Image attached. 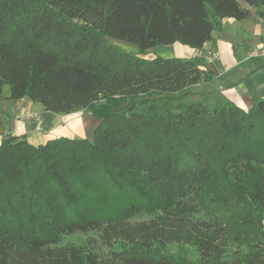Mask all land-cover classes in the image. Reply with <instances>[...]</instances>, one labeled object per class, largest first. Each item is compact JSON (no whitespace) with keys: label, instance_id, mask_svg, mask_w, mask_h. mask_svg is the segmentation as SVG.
Returning <instances> with one entry per match:
<instances>
[{"label":"trees","instance_id":"16d2710c","mask_svg":"<svg viewBox=\"0 0 264 264\" xmlns=\"http://www.w3.org/2000/svg\"><path fill=\"white\" fill-rule=\"evenodd\" d=\"M252 15L264 0H0V102L99 119L91 138L1 139L0 264H264V100L109 110L184 100L205 62L144 54Z\"/></svg>","mask_w":264,"mask_h":264},{"label":"rangeland","instance_id":"374dc122","mask_svg":"<svg viewBox=\"0 0 264 264\" xmlns=\"http://www.w3.org/2000/svg\"><path fill=\"white\" fill-rule=\"evenodd\" d=\"M255 16V15H253ZM241 22L235 21L233 19H226V21H222V25H221V29L220 31H214L213 32V38L216 39L220 34H223L224 37V41L227 44V48L226 49V53L225 55L222 56V58H220V56L217 58H214V56H212L211 54H206V55H201L199 58H201L204 62H207V64L205 63L206 67L210 69L211 71V79L213 81H215V83L218 80H215L216 78H218V75L222 72H224V69L228 70L227 67H229L233 62H237L239 60H242L244 62L240 63V64H236L234 66H232V68H229V75L233 76L239 69H241V67H243L245 65V63H248L251 60H259L260 62H264V53L262 52L264 45H258V43L252 38L248 36V33H241V31H252V28H255V25L253 26V22L251 20H249L246 24L241 25ZM246 25V26H245ZM239 32V33H236ZM237 38H243L246 42L245 43H241L238 44L237 42ZM218 39V38H217ZM216 39V40H217ZM109 44L115 46L116 48L125 51V52H130L132 54H134L136 52V47L128 42L125 41H121V40H115V39H109L108 41ZM178 45H180V47L185 46L186 48H188L189 53H192L193 49L190 48L189 46L186 45H182L180 43H178ZM160 46V45H158ZM164 48H159L158 50L155 49V52H147L146 54H144L145 58H151L155 55L157 56H161V57H174V56H181L182 58H193L190 57V55H186V53H183V51H181V48L178 49H174V48H165L166 46H161ZM199 49H197L198 51ZM196 51V50H195ZM248 54L252 57H248ZM254 57H259V58H254ZM214 58V59H213ZM213 59V60H212ZM224 59H226V62L224 61ZM248 59V60H245ZM209 64V65H208ZM236 66V67H235ZM226 72V74L228 73ZM263 76L264 79V73L260 74ZM256 78H259V75L256 76ZM260 79V80H263ZM255 80V79H254ZM253 80V81H254ZM246 84L247 87L250 89L251 85L250 82L247 80ZM210 82V81H208ZM204 83V85H200L199 88H195L192 87L191 88V94L185 98L184 100L181 101H169V100H161V101H156L154 102L152 105H150L149 103H144L141 104L140 98H136V99H128V100H123V101H119L116 102L115 104H113L109 110L110 111H122L124 109L127 108L128 105L130 104H134V110L140 113H146V112H153V113H162L165 110L169 109V110H175L178 109L182 106H184L186 103H191V102H196V101H204V102H208L211 103L212 101H214L215 104H222L228 100H237V96H240L241 98H247L249 99V95L245 94H241L239 87L234 88L232 91L228 92L229 96L231 97L230 94L233 95V97L231 98H227L225 96H227L226 94L224 95V93L221 92H216L214 94L211 95V91H209L212 87L213 84L212 83ZM252 88V87H251ZM250 91V90H249ZM252 91V90H251ZM248 92V93H252V92ZM4 94H6V90H4ZM253 101L249 102V105L247 107L250 106V104L256 103L257 101L261 100L258 97H256V93L252 94ZM28 99V98H25ZM5 100V99H3ZM2 100V101H3ZM1 101V102H2ZM9 101V100H7ZM1 102H0V108H1ZM11 104H15V102H11L9 101ZM7 102H5L3 104V106H5ZM29 103H31L33 106L29 107L28 106ZM24 106L25 108L28 110L26 111H22L20 110L19 113L22 114L23 118L27 117L29 120H32L33 118H35V116L37 117H44L43 115L45 114H52L50 112L47 113H40L41 111H39V114H34L35 112L32 110L36 109V108H41L42 106L37 103V102H32L31 100H24ZM14 106V105H13ZM2 111V109H1ZM66 120H64V122L62 124H59L60 129L63 128L64 131H68L71 133V135H67L68 137H72V135L76 134L77 132H79L80 130L83 132V134L85 135V137H90L92 135V131L93 128L95 126V124L99 121V119L94 116V114L90 111V110H82V111H78V112H74L71 114ZM59 134H63V133H57V137H59ZM91 138V137H90ZM148 217L144 214L139 215L137 217L134 218V220H140V219H147ZM65 240H68V237L65 238ZM186 250L188 252V257L189 258H195V256H192V249L191 248H187ZM177 249L175 246H172L170 248V252L172 254H176ZM192 264H197L195 261Z\"/></svg>","mask_w":264,"mask_h":264},{"label":"crops","instance_id":"0c3cea01","mask_svg":"<svg viewBox=\"0 0 264 264\" xmlns=\"http://www.w3.org/2000/svg\"><path fill=\"white\" fill-rule=\"evenodd\" d=\"M226 19H230V18H224L222 21H226ZM249 20H251L253 22V26L255 25V28H252V31H241V33H248L249 37H252L257 43L258 45H264V20L257 17V16H251L248 20L241 22V25L246 24ZM246 26V25H245ZM239 33V32H236ZM218 38V39H217ZM216 39L213 38V40L206 42L201 49H199L197 51V49H193L192 53H189L188 48H186L185 46L180 47V45H178V43H174L171 45H160V46H156L152 49H150V52H155V49L158 50L159 48H164L161 46H166L165 48H174V49H178L181 48V51H183V53H186V55H190V57H197L199 58L201 55H206L211 54L212 56H214V58H217L220 56V58H222L223 55H225V53L227 52L225 48H227V44L224 41V37L223 34H220ZM237 42L238 44H243L246 41L243 38H237ZM225 47V48H224ZM196 50V51H195ZM148 51V52H149ZM177 57H181V56H177ZM248 57H252L248 54ZM213 58V59H214ZM254 58H259V57H254ZM212 59V60H213ZM248 60V59H245ZM224 61L226 62V59H224ZM244 62L242 60H239L237 62H233L229 67H227L228 70L224 69V72L220 73L218 75V78H216L215 80H218L216 83L213 79L210 80V82L208 83H212L213 87L209 90L211 91V95L216 93V92H221L224 93V95L226 94L228 99L233 97L232 94L231 97L228 95L230 91H232L234 88L239 87V90L241 92V94L245 95H249V99L247 98H241L240 96H237V100H228L231 102H234L236 105L243 107V108H248L247 106L249 105L250 101H253L252 94L256 93V97H258L261 100H264V79L263 76L260 75L262 73H264V62H260L259 60H251L248 63H245V65L243 67H241V69L235 71L236 73L233 76L229 75V68L234 65H238L240 63ZM207 64V62H205ZM209 65V64H208ZM236 65V66H237ZM235 66V67H236ZM226 72H228L226 74ZM259 75V78L257 79L256 76ZM250 82V89L247 87L246 81L247 80ZM255 79V80H254ZM263 79V80H260ZM254 80V81H253ZM200 85H204L200 84ZM200 85L194 86L195 88H199ZM252 93H248L250 91ZM26 97L18 100L15 102V104H11L9 101L7 100H3L1 102V109L3 112L2 115V128L0 129V142L1 139L6 136V135H22L25 134L27 136V141L31 144L34 145H38L43 143L45 140L50 139V138H55L57 137V133H63V134H59V136H67V135H71L70 132L68 131H64L63 128L60 129L59 124H62L64 122V120H66L70 115H57V114H45L43 115L44 117H37L35 116V118H33L32 120H29L27 117L23 118L22 114L19 113V111L23 109V111H25V106H24V100H28L25 99ZM7 102L5 104V106H3V104ZM208 103V102H207ZM210 105L215 104L214 101H212L211 103H208ZM14 105V106H13ZM30 106H33L31 103H29ZM252 104H250L251 106ZM32 110L35 112L34 114H39V111L42 110V107L36 108ZM26 111H28L26 109ZM42 113V111L40 112ZM68 137V136H67ZM70 137V136H69ZM72 137H76V138H83L85 137V135L83 134V132L80 130L79 132H77L76 134L72 135ZM91 137V136H90ZM90 137H86V138H90Z\"/></svg>","mask_w":264,"mask_h":264},{"label":"built area","instance_id":"2783aa9c","mask_svg":"<svg viewBox=\"0 0 264 264\" xmlns=\"http://www.w3.org/2000/svg\"><path fill=\"white\" fill-rule=\"evenodd\" d=\"M262 52L264 53V48H263Z\"/></svg>","mask_w":264,"mask_h":264}]
</instances>
